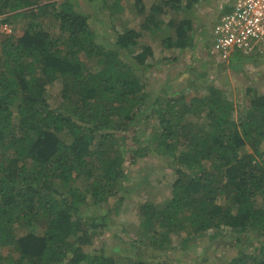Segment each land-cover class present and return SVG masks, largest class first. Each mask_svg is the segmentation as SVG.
<instances>
[{
    "label": "trees",
    "instance_id": "trees-1",
    "mask_svg": "<svg viewBox=\"0 0 264 264\" xmlns=\"http://www.w3.org/2000/svg\"><path fill=\"white\" fill-rule=\"evenodd\" d=\"M86 1L94 15L84 0H0V26L12 28L0 33V248L12 247L0 254V264H120V255L96 250L94 241L110 228L109 205L122 200L130 181L127 164L145 151L138 129L154 119L161 132L151 152L171 158L176 180L162 208L149 202L139 207L141 232L122 237L139 249L137 264H170L153 246L163 247L158 236L185 230L214 231L211 240L244 246L238 258L217 264H264V91L248 87L243 108L214 85L188 102L166 96L161 103L140 72L153 66L151 43L162 31L165 49L195 48L199 38L190 21L164 20L191 11L195 0H153L149 7L133 0L139 21L133 28L125 24L123 32L116 24L120 6ZM51 19L59 35L48 27ZM133 47L140 51L130 53ZM82 56L101 67L90 69ZM237 56L241 65L254 61ZM58 79L63 105L55 110L45 95ZM201 115L202 126L192 119ZM129 139L135 142L130 162ZM96 207L101 211L90 216L88 209ZM16 223L33 230L16 238ZM151 235L147 255L139 237Z\"/></svg>",
    "mask_w": 264,
    "mask_h": 264
},
{
    "label": "rangeland",
    "instance_id": "rangeland-1",
    "mask_svg": "<svg viewBox=\"0 0 264 264\" xmlns=\"http://www.w3.org/2000/svg\"><path fill=\"white\" fill-rule=\"evenodd\" d=\"M107 1L109 2L108 4L114 5L115 3L123 9L118 12V18H116L119 31L123 32L125 30V24H127L128 28H133L137 25L139 17L133 13V0ZM152 2L153 0H143V4L146 7H149ZM184 2L187 3L188 0H184ZM217 2L218 0H195L191 11L184 10L181 13L172 14V16L169 15L164 18L166 22L171 17H175L178 21H190L192 29H196L197 38H199L194 49L186 51L165 49L160 44L167 34L164 31L157 34L153 42L151 41L154 57L148 61V65L153 64V66L141 71L140 76L148 84L147 91L151 93L153 98L160 96L161 103L166 96L177 99L181 103L190 101L194 96L208 95L206 87L209 85H214L220 89L223 97H228L229 100L235 101L240 108H243L250 101V97L247 95L248 87L256 86L259 88L258 92L263 93L264 61L255 60V64L241 65L238 64L239 62H234L238 61L239 55L237 56V53H233L232 64L234 62L236 66L231 68V60L229 62H214L209 57L207 50L210 37L208 32L215 19L211 21V16L207 15V13L216 14L214 7H217ZM83 4L86 10L94 15L93 3H88L84 0ZM46 23L55 34L59 35L57 24L55 25L52 19ZM97 24V20L92 24L93 29L96 31ZM15 26L17 27V24ZM11 30L12 28L8 25L3 24L0 26V33L2 34H10ZM173 30L171 29L170 34H173ZM97 41L100 42L99 38ZM139 51V47H133L129 52L136 54ZM84 60L87 62L85 58ZM86 64L90 69L101 67L95 61H88ZM62 88L63 84L60 79L47 87L46 99L55 110H58L63 105L61 99ZM250 91H252L251 88ZM149 100L153 101L150 97ZM14 118L18 120L17 114H15ZM192 119L197 125H204L205 118L203 115ZM160 132L161 127L155 119L149 122L143 120L141 128L138 129V140H140V144L145 151H142V156L137 158L134 165L127 164V171L131 177L121 197L122 200L120 202H111L109 207L112 208L113 206V209L111 210L110 228L98 232L94 241L96 250L105 248L115 255H120L118 258L121 262L120 264H137L142 259L139 249L131 247L130 244H126L122 240V237L126 241L130 238V235L141 232L139 207L143 203L149 202L157 208H162L165 201L170 197L171 185L176 180V176L172 171L171 158L168 156L160 157L151 152L155 146V144L151 145L153 137ZM132 141H128L125 148L127 151L125 158L128 162L133 159V155L128 152L132 146H135V142ZM246 152L248 154L253 153L251 149H247ZM260 153L264 157V142L260 148ZM262 199L263 197H259V205H262ZM103 207L108 208V205L105 204ZM88 211L90 216H96L101 210L96 207L88 209ZM13 229L16 238L28 235L33 230L23 223H16ZM36 231L38 233L43 232L42 228ZM158 234H161V230ZM213 234L214 231H209L205 234L194 235L190 231L185 230L179 234H169L163 239L158 236V243H163V247L160 249L153 246L155 255L161 254L164 259H171L170 264H217L221 261L236 259L240 256V252H243L244 246L241 244L235 245L230 238L218 237L215 240H211ZM153 241L152 235L142 240L141 236L139 237V242L142 248L144 247L145 249L152 248ZM252 247L248 248L245 253L248 254L253 249ZM11 248H0V254L7 256ZM150 254H152V250L147 249V255ZM14 255L17 256L16 253Z\"/></svg>",
    "mask_w": 264,
    "mask_h": 264
},
{
    "label": "built area",
    "instance_id": "built-area-1",
    "mask_svg": "<svg viewBox=\"0 0 264 264\" xmlns=\"http://www.w3.org/2000/svg\"><path fill=\"white\" fill-rule=\"evenodd\" d=\"M218 18L208 45L214 62H229L233 53L264 61V0H233Z\"/></svg>",
    "mask_w": 264,
    "mask_h": 264
},
{
    "label": "crops",
    "instance_id": "crops-1",
    "mask_svg": "<svg viewBox=\"0 0 264 264\" xmlns=\"http://www.w3.org/2000/svg\"><path fill=\"white\" fill-rule=\"evenodd\" d=\"M233 2V0H218L217 7L215 6L214 9H216V14L212 12H208L207 15L211 16V21L215 19V17L218 15V12L223 9L224 11L227 10L228 6ZM226 12V11H225ZM217 19H215L216 21ZM204 34V33H203ZM255 64V61L252 62Z\"/></svg>",
    "mask_w": 264,
    "mask_h": 264
},
{
    "label": "clouds",
    "instance_id": "clouds-1",
    "mask_svg": "<svg viewBox=\"0 0 264 264\" xmlns=\"http://www.w3.org/2000/svg\"><path fill=\"white\" fill-rule=\"evenodd\" d=\"M219 14V13H218ZM218 16V15H217ZM216 19V18H215ZM219 18H217V20H218ZM217 20L215 21H213V22H215V24H216V22H217ZM215 24L214 25H212V27H214L215 26ZM212 32V31H211ZM211 32L209 31V33L211 34Z\"/></svg>",
    "mask_w": 264,
    "mask_h": 264
}]
</instances>
